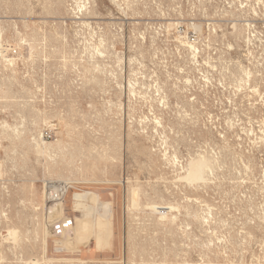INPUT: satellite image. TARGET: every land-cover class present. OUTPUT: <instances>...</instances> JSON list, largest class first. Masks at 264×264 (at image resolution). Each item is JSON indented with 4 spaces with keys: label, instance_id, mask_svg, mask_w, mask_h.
Listing matches in <instances>:
<instances>
[{
    "label": "rangeland",
    "instance_id": "374dc122",
    "mask_svg": "<svg viewBox=\"0 0 264 264\" xmlns=\"http://www.w3.org/2000/svg\"><path fill=\"white\" fill-rule=\"evenodd\" d=\"M0 264H264V0H0Z\"/></svg>",
    "mask_w": 264,
    "mask_h": 264
},
{
    "label": "built area",
    "instance_id": "2783aa9c",
    "mask_svg": "<svg viewBox=\"0 0 264 264\" xmlns=\"http://www.w3.org/2000/svg\"><path fill=\"white\" fill-rule=\"evenodd\" d=\"M66 191L64 188H60L59 190H56L54 193L50 194L49 196V202L53 205H60L62 206L65 201L66 197Z\"/></svg>",
    "mask_w": 264,
    "mask_h": 264
},
{
    "label": "bare ground",
    "instance_id": "6f19581e",
    "mask_svg": "<svg viewBox=\"0 0 264 264\" xmlns=\"http://www.w3.org/2000/svg\"><path fill=\"white\" fill-rule=\"evenodd\" d=\"M67 189H68V188H66V187L64 188V190H65L66 192H67ZM48 195L50 196V193L46 195V197H48V199H49V196H48ZM81 195H82V194H81ZM88 195H89L88 193H83L82 196H83V198H84L85 201L88 199ZM81 198H82V197H81ZM78 200H79V199H78ZM82 205H84V204H82V203L79 204V206H82ZM86 205H87V204H86ZM87 206H88V205H87ZM100 206H101V205H100ZM104 206H106V205H104ZM53 207H55V208H60L61 206H60V205H54ZM108 209H109V208H108ZM51 211H52V210H51ZM56 211H57V213H58L57 215H58V217H59V214L61 213V210H60V209H57ZM89 211H90V210H89ZM54 212H55V210H54ZM85 212H86V211H85ZM52 213H53V212H52ZM98 214H99V213H98ZM105 215H107V214H105ZM103 217H104V215H103ZM100 218L102 219V217H100ZM105 218H107V217H105ZM105 220H106V219H105ZM107 221H108V220H107ZM102 223H103V219H102V220H98V225H99V224H102ZM45 246H46V245H45ZM46 247H47V246H46Z\"/></svg>",
    "mask_w": 264,
    "mask_h": 264
}]
</instances>
